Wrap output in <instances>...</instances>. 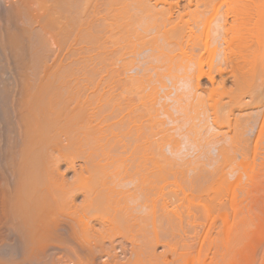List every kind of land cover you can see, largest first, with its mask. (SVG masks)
Wrapping results in <instances>:
<instances>
[{
  "label": "bare ground",
  "instance_id": "obj_1",
  "mask_svg": "<svg viewBox=\"0 0 264 264\" xmlns=\"http://www.w3.org/2000/svg\"><path fill=\"white\" fill-rule=\"evenodd\" d=\"M31 5L43 11L48 45L67 47L62 58L73 56L70 64L81 56L75 68L66 64L67 77L44 70L49 84L35 90L24 85L35 86L31 75L42 65L34 60L29 72L19 61L34 82L25 77L19 92L0 89V259L49 264V252L62 250L85 264H162L166 251L158 257L155 247L170 244L168 234L203 209L207 216L224 195L235 200L243 175L234 176L245 173L246 156L264 138V0ZM24 29L22 38L32 26ZM24 38L10 34L5 47L23 46ZM38 38L33 52L41 57L47 39ZM229 81L237 91L223 105L215 97ZM239 109L250 111L241 118Z\"/></svg>",
  "mask_w": 264,
  "mask_h": 264
},
{
  "label": "rangeland",
  "instance_id": "obj_2",
  "mask_svg": "<svg viewBox=\"0 0 264 264\" xmlns=\"http://www.w3.org/2000/svg\"><path fill=\"white\" fill-rule=\"evenodd\" d=\"M24 1H25V4L23 3ZM26 1H28V2H26ZM29 1L31 2L30 4H28ZM17 2L19 5L17 4ZM20 2H22V3H20ZM31 4H32V0H0V26H1L0 27V29H1L0 30L1 31L0 32L1 33L0 34V41L3 44L5 43L4 38L6 39L7 36L10 34L11 35L15 34V36H17L19 38V40L20 39L22 40L24 38V36L22 38L20 35H26V34L21 33L23 31L22 29L24 27H25V29H28V28H31V26H32V29H30V30L28 29L29 31L25 30V29L24 30L28 31L29 33L30 32L34 33V34H32V38H31L28 36L29 33L25 32V33H27V36H25L23 43H21L22 41L20 42V45L24 44L23 46H19L20 48L19 47H13V46L9 47L8 45H7V47H5L6 44H4L3 45L4 51H3L2 45H1L2 43H0V45H1L0 46V49H1L0 50V58H2V61H3V63H0L1 64L0 65V79H2V81H4L5 78L8 77V80L11 83H13V84L9 85L10 82L8 83V81H7L6 83H8V86H5L6 83L3 82L2 84H0V89H4V88L6 89L7 87L8 88L11 87V89L14 92L21 91V89L23 88V85L25 84V81H27L24 78L25 77L27 78V75L29 76V74L30 75L32 74V73L28 74V69L25 68L24 66H25V64L28 63L29 66H28V64L26 66H28L29 72H30V70L32 72H35V70H34L35 66L32 67L33 70L30 68L31 64L35 63L34 60H37L36 62L40 63V64L37 63L39 66L42 65L45 67V68H43L42 66L40 67L43 70L37 68L38 72H36V73L41 74L45 70V73H46V71L48 73L47 75H49V72H50V77H48V78H51L54 75L56 76V73H57V76L61 75L63 77V75H64V77H65V75H66V77H67L68 76L67 68L70 64L68 62H71L72 60L75 59L72 56V58H70L71 61L68 60V62H67L65 57H64L65 60H63L62 57H63L64 53L67 51L66 50L67 47L64 46L65 49H63V51H64L63 52L62 48H58V46H60L58 44H57L58 46L51 45V44L48 45L49 39H48V35L46 36V34H48V32L46 29H43V28H45V26H44L45 16L43 14V11H40V12H42V14L40 12L38 14H34V11L32 12V10H31V9H33ZM25 5H27L26 7H28L29 9L28 8L26 9V7H23ZM14 6H15V8H14ZM13 8L14 9L19 8V10L23 9L21 11L23 13H25L26 18H27V16L29 17V15H30V17L27 18L26 21H28L30 19L31 20L28 22H24L25 16L23 15V13L22 14L20 12L18 13V10H16L17 16H16V11H15V15H12V11L14 13ZM11 9H12V11H11ZM28 10H31L32 13ZM5 11L7 13H5ZM9 11H11V14L9 13ZM28 12H29V14H28ZM21 15L24 16V18H22ZM33 15L34 16L38 15V17H41V19H38V17L36 16L38 21H34L35 18ZM17 17H19V18L17 19ZM10 19L11 20L14 19V20L11 21ZM15 19H17V20H15ZM26 24L27 25L29 24L30 26H25ZM33 26H34V28H33ZM35 26H37V27L35 28ZM39 26H40L39 31H41V29L44 30V31L42 30L41 32L38 31L39 34L41 33V38H38V37H40V35H38V33H36L37 32L36 30H37V28H39ZM41 26L43 28H41ZM19 29H21L22 31ZM33 29L36 32H34ZM45 30H46V34H44V36H46V37L42 38L43 37L42 34H43V32H45ZM2 32H3V34H2ZM5 33H7L8 35ZM16 33H17V35H16ZM30 35H31V33H30ZM33 35L34 36L36 35V39ZM27 38H29L30 40ZM33 38L35 40H37V38L42 39V40L47 39L41 45L46 44V47L48 48L47 50H51V51H47L46 47L41 48V50L42 51L46 50L45 52L48 54L50 52H52V54H49V57H48L45 52H44L45 53L44 54L42 51H40L41 57L37 56L38 54L36 52H33V51H39L38 49L40 48V46L38 45V42L35 44V40ZM25 39L29 43H27ZM31 39H32V41H31ZM3 40H4V42H3ZM29 44H31L32 46L34 44L35 45H34V47H31V45L28 46ZM36 45H38L39 48ZM51 46H54L55 49H51ZM28 47H31L33 49L30 48V50H29ZM26 48L28 49V53H27ZM57 49L59 51L61 49L62 52L60 51V53H59V51ZM31 50H32V52H31ZM17 51H18V53L21 51V55H19L20 53L18 54ZM29 53H31L32 55L34 53L35 56H31V55L28 56ZM57 53H58V56L60 57L59 60H58V56L56 55ZM66 54H67V52H66ZM50 55L52 57H50ZM16 56H17V61L15 60ZM18 56H19V59H18ZM78 56H81V55H76L77 64H79ZM28 57H30L28 60L29 62L24 63L26 61V60L24 61V59H26ZM33 57L35 59H33ZM42 58L44 59V61ZM30 59H33V62H30ZM39 59H41V60H39ZM52 59L56 60V62L58 61L57 64L55 63L56 65L54 64V61ZM19 61L20 62L23 61L24 66H22L23 64L19 63ZM65 61H66V63H65ZM76 61H74V63L72 62L70 65L76 64L75 63ZM67 63H68V66L66 68ZM64 65H65V67H64ZM73 65H72V68L73 67L75 68V65L74 66ZM78 66L79 65H76V68H79ZM61 71H63V75H62ZM23 73H25V74H23ZM36 73L32 74L33 76L31 75V77H33L32 79H34V75H35V79H34L35 80V86H34V84H33V86H32V84H28L27 86L24 85L25 86L24 88L31 89V87H34L33 89L35 90V89H39L40 86H42V85H48L49 84L48 81H46L47 83H44V80L47 78V77L44 78V76H47V75H44V73H42L41 75H39L40 76L39 77V76H37ZM51 73H52V75H51ZM53 73H55V74H53ZM59 73H60V75H59ZM42 75H43V77H41ZM10 77H11V79H9ZM3 78H4V80H3ZM48 78H47V80H49ZM21 79H23L24 81L23 80L21 81ZM32 79H28V81L31 83L34 82V80H32ZM39 79H41L40 81H42L43 84H41V82H39ZM262 79L264 80V76L262 77ZM12 80H13V82H12ZM71 80H72V78H71ZM56 81L57 80L55 79V82H54L55 84H56ZM22 83H23V85H22ZM38 83L40 84L39 88L37 86ZM227 83H228V85H227ZM227 83L225 85V88L223 89L222 94L220 96L215 97V99L216 98L218 99V97H220L219 99H222L221 103L223 105H225V103L227 105V102H229V103L231 102V100H232L231 98L234 97L233 94L236 90V89H234L235 86H233V84L230 81ZM50 84H52V82ZM29 85H31V86L28 87ZM36 86H37V88H36ZM54 86H56V85H54ZM57 86H58V84H57ZM202 86H203L202 88H205V89L209 88V84H207V83H204ZM261 89L260 90L263 91V93H264V86ZM59 91H61V90H59ZM230 91H232V92H230ZM224 92H226V93H224ZM227 94H228V96H227ZM223 96H225V97H223ZM228 100H230V101H228ZM212 103H214V100L212 101ZM219 106H220V104H219ZM248 110L249 109H247V110L246 109L245 110L239 109V111L237 110L236 112L234 110V113H235L234 115H236V113H238L237 115L240 114L239 116L241 117L243 111H244L243 114L245 115L246 113H248ZM244 115L242 117H244ZM224 127L225 126H223V128L221 129V132L226 131V127L225 128ZM253 138L251 139L252 141L249 140L250 147L252 145V143H250V142L254 141ZM253 143H255V141ZM258 145H259V149H258L256 154H254L253 152L250 153V151H249L248 155L246 156V161H245L246 166L244 168L245 173L241 174L239 171V173L237 172V174H235L236 176H234V177H238L237 175L239 174L241 177V175H243L241 177V181L239 183L240 185L237 186L238 188L236 187L235 200L233 202L231 201L232 198L234 197V195H233V197H232V195H230V198L227 197L226 195H224L222 199H223V201L226 200L228 203H226V206H225V202H223L220 199L221 201L219 200V204L221 202H223L222 205H224V207L222 208V206L218 204V201H216V208H217V209H215L216 212L214 210V207L211 208L212 207L211 206L210 208L213 210H211V212L209 211L210 218L208 220H207V218L209 217L208 216L209 214L207 216H204L205 215V213H204L205 209H203V213H202V210L197 212V214L200 213L199 215H196L195 214L196 212L195 213L193 212L196 215L197 221L190 218L189 222H188V223H191V225L193 224L192 225L193 227L190 224H187V226H184V225H186L185 222L188 221V219H187V221L183 222L185 224H182L184 227L182 225H181V227H183L182 229H181V227H179L180 233L176 229V230L172 231V232H175L176 234L175 233L172 234V232H171V234H168L166 236L167 239H169L170 241L167 240L166 237L163 238L162 241L167 240L168 243L170 242V244H166L163 241L166 244L165 245L166 250H164L163 249L164 247H162V245L164 243H162V244L159 243L160 246L156 245L157 247H155L156 248L155 251H156V254H158V257H160V254H162L163 252L166 251V253H163V255L160 258V261L162 264H264V138L258 143ZM76 165H78V164H76ZM60 169H61V171H63L64 165H62ZM234 177L233 178L230 177V180L234 179ZM65 180H67L69 182L74 181V178L72 177V173H68L65 176ZM227 199L230 201V203ZM78 200L81 201V197L76 199V201H77V202L75 201L76 205L81 204V202H79ZM217 204L220 206L221 209L218 208L219 206ZM210 208H208V209H210ZM211 222H212V225H210ZM191 227H192V230H191ZM240 227H242V228H240ZM236 228H239V229H236ZM95 230L98 231V226H97V229L95 228ZM182 230H183V234L181 232ZM170 235L174 236V237L176 236V239L174 237L171 238ZM167 245L169 246V248H171V249H169L170 253H169V251L167 253V248H168ZM49 253H50V255L48 257V261H49L48 263L49 264H81L79 262H82V261L84 262V263L83 262L82 263L85 264V261L87 260V258H85L86 260L83 259L84 258L83 255L82 256L81 255L75 256V255L68 254L67 252H64L62 250L61 251L60 250H52ZM6 258L7 257L1 258L0 264H9V262H11ZM98 258H101V259L96 258V263H97V260L99 262H100V260H102L101 256ZM160 261H159V263H160ZM20 262H21V258L17 257L15 259V261H12V264H19Z\"/></svg>",
  "mask_w": 264,
  "mask_h": 264
}]
</instances>
